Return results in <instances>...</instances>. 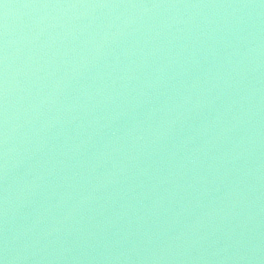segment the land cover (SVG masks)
Segmentation results:
<instances>
[{
	"label": "water",
	"instance_id": "1",
	"mask_svg": "<svg viewBox=\"0 0 264 264\" xmlns=\"http://www.w3.org/2000/svg\"><path fill=\"white\" fill-rule=\"evenodd\" d=\"M0 264H264V0H0Z\"/></svg>",
	"mask_w": 264,
	"mask_h": 264
}]
</instances>
